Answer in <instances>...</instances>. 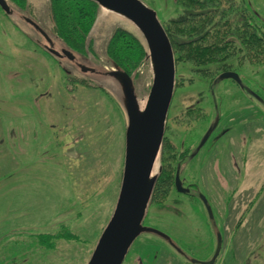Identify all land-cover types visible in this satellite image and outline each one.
<instances>
[{"label":"rangeland","instance_id":"1","mask_svg":"<svg viewBox=\"0 0 264 264\" xmlns=\"http://www.w3.org/2000/svg\"><path fill=\"white\" fill-rule=\"evenodd\" d=\"M142 1L157 12L162 24L178 15L175 0ZM244 1L252 3L264 16V0ZM27 5L36 20L53 30L50 0H27ZM1 14L0 10V39H14L20 44L30 39L25 27L15 25ZM119 28L132 31L120 22H107L92 37L89 51L98 62L102 63V55L106 53L114 31ZM35 52V59L41 65L37 70L43 71L45 61L50 63L52 139L49 171L47 179L42 182L46 186L41 192L36 191L39 195H34L32 188L40 187V183L28 181L26 183H31L32 188L26 190V194L23 191L11 199L10 194H6L0 200V217L6 219L13 213L14 216H29L25 224H32L27 230L36 234L33 250L44 253L46 248H51L44 255H48L47 261L42 263L87 264L112 215L120 190L126 118L107 91L96 92L93 87L86 88L73 82L53 57L44 52L43 57L38 50ZM237 71L244 86L263 102L239 89L230 79L211 84L213 77L197 74L190 64L177 63V85L166 133L169 141L178 140L180 146L183 145L179 146V151L184 155L203 139L216 118L217 105L221 123L213 140H217L215 136H220L228 128L234 130L227 136L242 134L240 136L245 143L250 135L248 146L243 145V152L245 149L248 152L246 157L243 155L241 175L229 169L224 174H215L214 169L207 170V173L198 169L205 163L208 146L196 158L181 161L180 170L186 183H197L204 194L214 199L218 211H221L217 223L224 237L220 261L226 259V264H264V65L246 63ZM74 78L81 79L77 75ZM149 78L148 66L143 63L137 69V79L144 84L145 92L149 90ZM192 105L199 107L193 114L190 112ZM239 146L236 145L240 152L242 148ZM189 161L186 168L185 163ZM215 164L213 161L212 165ZM225 166L229 168L224 162ZM225 178L232 184L231 188H238L232 195L219 183ZM172 201L178 203L181 213L175 221L167 213L159 212L160 209H153L151 213L154 216L148 224L157 223L159 229L169 234L191 258L205 260L213 251L212 245L208 244L211 236L205 217L197 205L174 191L169 192L163 202L171 204ZM235 210L238 217L237 213L232 216ZM241 212L243 215L240 217ZM64 230L77 236V240L69 242L68 239L58 240L43 235ZM165 249L166 245L157 238L143 235L132 246L124 264H136L138 257L145 264H178L171 260L170 253Z\"/></svg>","mask_w":264,"mask_h":264},{"label":"water","instance_id":"2","mask_svg":"<svg viewBox=\"0 0 264 264\" xmlns=\"http://www.w3.org/2000/svg\"><path fill=\"white\" fill-rule=\"evenodd\" d=\"M97 8L96 19L86 38L85 53L70 48L53 30L43 26L28 11L9 0H0L5 15L17 26L25 27L28 37L53 57L68 77L80 76L107 91L121 107L126 118L124 166L120 190L112 215L103 229L87 264H123L136 240L146 234L164 240L192 264H214L222 238L213 212L204 195L203 201L216 237V250L209 261H198L187 255L165 233L144 225L156 183L162 172V148L169 109L174 97L177 76L171 41L157 12L142 0H90ZM127 21L145 51L143 63L148 66L149 90L137 79V70L128 74L106 53L102 63L90 53L92 37L109 18ZM110 42V41H109ZM104 59V60H103ZM104 61V62H103ZM231 79L250 96L263 102L245 87L234 72L221 74L216 81ZM218 123V117L204 135L192 157L201 149ZM187 160H185L186 162ZM186 164V163H185ZM176 188L184 189L176 175ZM141 264V263H140Z\"/></svg>","mask_w":264,"mask_h":264},{"label":"flooded vegetation","instance_id":"3","mask_svg":"<svg viewBox=\"0 0 264 264\" xmlns=\"http://www.w3.org/2000/svg\"><path fill=\"white\" fill-rule=\"evenodd\" d=\"M9 1L15 3L23 10L27 9V0H25V5L23 6L19 5L13 0ZM237 2L242 4L243 7L244 4H246L247 8L253 14L256 21L264 24V16L255 9L252 3L244 0H237ZM28 9L30 11V7ZM0 10L2 13L1 16H3V14L5 15L1 6ZM30 14L34 17L32 11H30ZM6 18L10 20L7 16ZM35 50H38L40 54H43V52L46 53L33 40L28 38L23 44H20V42H17V40L14 39H0V200L6 194H10L9 199H11L12 197H17L23 191L24 194H26V190L29 191V189L32 188L30 187L31 183H26L28 181H38L40 183V187L38 188L33 186L32 189H34V195H39L36 191L41 192L42 188L46 186V183L44 184L42 182L47 179L46 175L49 171L48 164L52 139V125L50 124V63L47 64L45 61L43 71L37 70L39 69V67L41 68V65L40 62H37V60L35 59ZM43 57H45V55ZM46 59L47 62H49L47 57ZM227 72H234L238 74L240 79L242 78L238 71H221L217 73V75L215 74L213 76L214 79L212 78L213 80L210 81L211 84L217 82V78L221 74ZM241 81L243 83V79H241ZM234 83L239 89H242L240 85H238L236 82ZM198 108V106L192 105L190 111L191 114H193V112ZM215 108V116L218 117V123L208 140L193 157L192 154L201 141L197 144V146L192 147L187 153L183 155V153L179 151V141L176 140V142H171L167 138L168 136L166 132L167 130H169L167 120L161 160L162 172L164 165L163 159L164 157H167L166 163L169 170L173 173L169 192L174 191L178 196L186 197L189 201L197 205L209 226L211 240H209L208 244L212 245L213 251L209 254V256L206 257L205 260L200 261L206 262L211 260L216 250L217 244L214 229L212 226L213 224L209 219V215L203 201L199 197V195H204L211 206L215 224L222 238L221 249L214 264H226V259L220 261V256L224 245V237L217 223L218 214L220 216L221 211H218L217 204L214 199L209 198L208 194H204L197 183H186L185 179L182 177L183 172L180 170V166L182 163L181 161L192 160L196 158L201 153L203 148H206V146H208L206 150V159L204 161L205 163L197 167L198 169L205 170L206 173L209 172L207 170L214 169L215 174H224L226 173V170L229 169L235 174H242V169L244 168V166H242V161H244L243 155L246 157V153L248 152L247 149H245V151L243 152V145H245L246 147L248 146L247 144H249L250 142V135L247 136L245 143V140L242 139L243 137H241L242 134H240L241 136H227L230 132H232L231 130H234L232 128H228L220 136H215L217 137V140H213L212 138L214 137V134L218 130L221 123V115L218 113V106L216 105ZM214 121L215 120H213V123ZM209 128L206 131H208ZM211 139L214 143L211 142ZM234 139L235 141H233ZM236 145H240L239 148H242L240 150V152H242L241 155ZM213 161L216 162L215 165H212ZM224 162L226 165H229V168L227 166L223 167ZM189 163L190 161L186 163V168L188 167ZM178 170L182 186L184 189H187V192L185 193L178 191L176 188L175 181ZM219 183L221 184V186H223L222 188L231 191V195L234 194L238 189L231 188L232 184L228 182L227 178H225V181L223 180V182L219 181ZM27 195L30 196V198L32 197V195H29V193H27ZM163 201V196L161 197L160 194L154 195L153 193L149 211L144 221L145 226L151 227L161 232L163 231L159 229L155 221L153 222H155L156 224H148L149 219L154 216L151 213L153 209H156L158 211L160 209L159 212L167 213L169 218L172 217L174 221L181 214L180 210H178V203L172 201L173 203H169V205L167 203H164ZM14 211L17 212L16 210ZM235 213H237L236 216L238 217L237 210L233 212L232 216ZM242 215L243 213L241 212L240 217ZM27 218H29L27 214L14 216V213L11 214V217L6 219L3 218V216L0 217V264H44V262L42 263V261H47L48 255L46 257H44V255L46 253H49L48 250H51V248H46L44 253H39L36 251V249L35 251L33 250V240L36 234L35 231L33 232L31 230H27V228L32 227V224H25ZM21 228L23 229L21 230ZM62 232L63 231H59L52 235L49 233H44L43 235L44 237L46 236L48 238L55 237L58 240H66V238L59 235ZM163 233L171 237L166 232ZM146 235L149 236L150 234ZM150 236L157 238L160 243L166 245L167 250H165L170 253L171 260L173 259L174 263L176 262L178 264H182V262L180 261L182 260L184 264H192L164 240L153 235ZM157 245L159 244L157 243ZM40 246H42V244H40ZM140 263L145 264L143 262V259L141 257H138L136 264Z\"/></svg>","mask_w":264,"mask_h":264},{"label":"trees","instance_id":"4","mask_svg":"<svg viewBox=\"0 0 264 264\" xmlns=\"http://www.w3.org/2000/svg\"><path fill=\"white\" fill-rule=\"evenodd\" d=\"M13 1L25 5V0ZM175 5L177 17L163 26L176 64H190L197 74L209 77L221 71H237L246 63L264 65V24L256 21L246 4L243 7L237 0H175ZM97 8L90 0H50L54 32L70 48L84 54ZM107 54L128 74L137 70L145 57L139 40L121 28L114 31ZM68 78L86 88L93 87L96 92L102 91L83 78ZM166 158L154 189V195L160 194L163 198L169 193L173 178ZM61 237L69 242L77 240V236L66 230Z\"/></svg>","mask_w":264,"mask_h":264},{"label":"bare ground","instance_id":"5","mask_svg":"<svg viewBox=\"0 0 264 264\" xmlns=\"http://www.w3.org/2000/svg\"><path fill=\"white\" fill-rule=\"evenodd\" d=\"M110 22H115V23L120 22L123 25H125L127 28H131L130 23H128L127 21H124V20H122L120 18H116V17L110 18L109 21H108V23H110Z\"/></svg>","mask_w":264,"mask_h":264}]
</instances>
